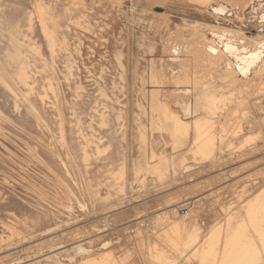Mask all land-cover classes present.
Masks as SVG:
<instances>
[{
  "label": "rangeland",
  "instance_id": "1",
  "mask_svg": "<svg viewBox=\"0 0 264 264\" xmlns=\"http://www.w3.org/2000/svg\"><path fill=\"white\" fill-rule=\"evenodd\" d=\"M260 3L0 0V63L22 55L29 76L0 79V264H70L79 244L96 255L71 264H264V79L234 111L205 51L215 29L254 47ZM209 81L229 89L222 116L180 118L176 98Z\"/></svg>",
  "mask_w": 264,
  "mask_h": 264
},
{
  "label": "bare ground",
  "instance_id": "2",
  "mask_svg": "<svg viewBox=\"0 0 264 264\" xmlns=\"http://www.w3.org/2000/svg\"><path fill=\"white\" fill-rule=\"evenodd\" d=\"M31 2H33V1H31ZM261 9H262V6L259 7L258 9H256V10L260 11ZM212 10H213L212 13L215 16H217V18L218 17H225L229 13L228 7H226L224 5H221V4L218 5L217 7H214ZM161 15H163V14H161ZM261 19L264 22V14L261 15ZM213 29H214V27H213ZM16 31H17V29H16ZM208 40L210 41V39H208ZM209 41H208L207 46H205L206 55L208 56L207 60L212 62V63L214 62L217 65L216 67H217V70L219 72L223 71L224 74L223 73H221V74H223L222 76L225 77V81H229L230 82V84H229V82H228V84L232 88L231 92H233V94H234V92L238 91V93H239V94L236 93L237 97H235V94L231 95V96H234L232 99L230 97L226 98L230 102V105H231L230 108L232 110H234V109H236L235 106L237 107V105H240L239 102H241L242 100L246 99L249 96L248 94H250L253 91L255 84H258L259 82H261L262 79H264V38L263 39H259L256 42V44L253 41H251L252 44H254L253 45L254 47H252V45H250V40H248L247 37H243L240 33H237L236 30L234 32L232 30L231 31L230 30L227 31L226 29H224V30L215 29L212 32V40H211V41H214V42L210 43L211 41L210 42ZM10 44L20 45L21 43H20V41L18 39H15L14 42H12ZM182 45L181 46H177V45L175 46V45L171 44L170 41L167 42V46L169 47V54H167L168 52L166 53L167 56L165 58V66H163V67L166 68V72H167L166 75H169V76L175 77V78H178L180 76V73H181V69L180 68H182L181 64L183 62V57H184L183 55H184V52H185V46H182ZM196 46H198V45H196ZM196 46H195V48H196ZM193 47L194 46H192V49H193ZM12 48H14V47H12ZM199 49H201V48H199ZM197 50H198V48H197ZM21 56L22 55L12 56L11 55V51L9 52L7 57L5 56L7 62L9 63L8 64L9 66H11L12 64H15L16 66H18V70L15 71L14 73L9 72L6 69V65H4L3 63H0V71H1L0 79H1V83L2 84H4V85H7V84L8 85H12L11 84L12 81L17 79L19 81V83H21V84L26 86V83H27L26 79L29 76H28V71H27L26 65L22 64ZM191 57H189V58H191ZM194 57H195V54H194ZM19 62H21V63L19 64ZM222 64H225L224 65L225 66L224 70H223ZM210 68H211V66H210ZM212 68H213V66H212ZM210 75H212V73ZM212 79L214 81V77H212ZM210 81L203 85L204 86L203 93H202V91L199 88L197 94L194 93L195 96L189 98L188 100H184V99L179 98V99H177L176 102L173 103L172 107H174L175 109H177L179 111V113L181 114L180 118H182L183 120L193 119V118L197 117L198 115H200L202 108H204V115L206 117H208L209 120H214L215 117H219V115L222 116V114L219 113L220 112V108H221V107L219 108V106H218L219 100H220L219 96L222 93L223 94L224 93L225 94L229 93V91H228L229 89L228 90L227 89H223L222 87L220 89H217L216 87H219V86H215V83L214 82H210ZM163 85H165V84H163ZM236 86H237V88L234 89ZM231 88H230V90H231ZM183 91H184L183 89L179 88V89L175 90V93L183 92ZM187 91H190V90H186V92ZM209 92H210V94H209ZM207 93H208V95H210L209 98H207ZM194 94L192 93V95H194ZM225 94H224V98H225ZM184 96H185V94H184ZM187 96H191V93H190V95L188 94ZM202 97H203V100H202ZM221 97H223V96H221ZM241 105H243V104H241ZM166 115L169 116L170 118H178L179 119L178 113L174 114V113H170L169 112V113H166ZM172 115H176V117H172ZM202 119L205 120L203 117H202ZM176 121H177V119H176ZM179 123H181V122H179ZM198 124H200V123H198ZM182 125H185V124H182ZM193 130H195V129H193ZM195 132H196V130H195ZM147 154H145V157H146ZM143 167H140V165L137 166V170H136V174L137 175H139L140 173L144 172L145 169H143ZM137 177H139V176H137ZM169 210H168V212H170ZM174 210H178L179 211L180 208L176 207V209H175V207H174ZM189 212H190V210H189ZM166 215H167V213H166ZM189 216H190V214H189ZM182 218H185V217H182ZM176 223H177V221H176ZM100 246H101L100 251L105 253V252H107V251L112 249V247L114 246V243L112 241H104L103 243H101ZM94 254H95V251L93 250V248L87 247V246H85L83 244H79V245H76V247H73L71 250L65 251L63 257L65 258V260H67L71 264V263L76 262L78 258H81L83 260V259H86V258H89V257L93 256Z\"/></svg>",
  "mask_w": 264,
  "mask_h": 264
},
{
  "label": "built area",
  "instance_id": "3",
  "mask_svg": "<svg viewBox=\"0 0 264 264\" xmlns=\"http://www.w3.org/2000/svg\"><path fill=\"white\" fill-rule=\"evenodd\" d=\"M260 4L263 5V3H260ZM263 7H264V5H263ZM189 210H190V208L181 209L180 210L181 216L185 217V218L189 217V214H190Z\"/></svg>",
  "mask_w": 264,
  "mask_h": 264
},
{
  "label": "crops",
  "instance_id": "4",
  "mask_svg": "<svg viewBox=\"0 0 264 264\" xmlns=\"http://www.w3.org/2000/svg\"><path fill=\"white\" fill-rule=\"evenodd\" d=\"M204 84H202L201 86H200V90L202 91V93H203V91H204V86H203ZM207 91V90H206ZM179 93V92H178ZM179 98H181V97H179ZM179 98H176V100L177 99H179ZM182 99V98H181ZM202 100H203V97H202ZM201 110H204V108H202ZM201 113H203V115H204V112H202L201 111ZM201 113H200V115H201ZM200 115H198V116H200Z\"/></svg>",
  "mask_w": 264,
  "mask_h": 264
},
{
  "label": "water",
  "instance_id": "5",
  "mask_svg": "<svg viewBox=\"0 0 264 264\" xmlns=\"http://www.w3.org/2000/svg\"><path fill=\"white\" fill-rule=\"evenodd\" d=\"M260 5H262V4H260ZM262 8H264L263 5H262Z\"/></svg>",
  "mask_w": 264,
  "mask_h": 264
}]
</instances>
